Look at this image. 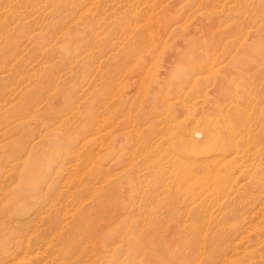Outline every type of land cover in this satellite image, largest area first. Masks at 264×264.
I'll list each match as a JSON object with an SVG mask.
<instances>
[{"label": "rangeland", "instance_id": "rangeland-1", "mask_svg": "<svg viewBox=\"0 0 264 264\" xmlns=\"http://www.w3.org/2000/svg\"><path fill=\"white\" fill-rule=\"evenodd\" d=\"M0 264H264V0H0Z\"/></svg>", "mask_w": 264, "mask_h": 264}, {"label": "bare ground", "instance_id": "bare-ground-1", "mask_svg": "<svg viewBox=\"0 0 264 264\" xmlns=\"http://www.w3.org/2000/svg\"><path fill=\"white\" fill-rule=\"evenodd\" d=\"M228 86H229V85H228ZM228 94H229V93H228ZM221 96H222V95H221ZM215 106H217V105H215ZM215 108H216V107H215ZM211 110H212V109H211ZM215 110H216V109H215ZM218 111H219V110H218ZM220 111H221V110H220ZM223 111H224V110H223ZM213 113H214V112H213ZM220 113H221V112H220ZM217 115H218V114H217ZM226 115H227V114H226ZM224 119H225V118H224ZM220 121H221V120H220ZM184 123H185V122H184ZM247 124H248V123H247ZM33 127H34V126H33ZM185 127H186V126H185ZM241 127H242V126H241ZM184 130H185V129H184ZM238 130H239V129H238ZM246 130H247V129H246ZM189 131H190V130H189ZM223 133H224V132H223ZM238 133H241V134L243 135L242 132H238ZM245 133H246V132H245ZM201 134H202V133H201ZM203 134H204V133H203ZM205 134H207V137H208V135H209L210 133H207V132H206ZM218 134H219V133H218ZM225 134H226V133H225ZM225 134H224V136H225ZM234 134H235V133H234ZM236 134H237V133H236ZM241 134H239V135H241ZM196 135L199 136V135H200V132H199V131H198V132L196 131V132L194 133V136H196ZM239 135H238V136H239ZM242 135H241V136H242ZM247 135H248V133H247ZM205 136H206V135H205ZM210 136H211V135H210ZM215 136H216V135H215ZM221 136H222V134H221ZM245 136H246V135H245ZM192 137H193V136H192ZM207 137H205L204 139H206L207 141H209V139H208ZM211 137H212V136H211ZM227 137H228V136H227ZM229 137H230V136H229ZM231 137H232V136H231ZM231 137H230V139H231ZM239 137H240V136H239ZM220 138H221V137H220ZM222 138H223V137H222ZM234 138H235V137H234ZM241 138H242V137H241ZM245 138H246V137H245ZM190 139H191V138H190ZM204 139H203V140H204ZM218 139H219V138H218ZM218 139H217V140H218ZM228 139H229V138H228ZM246 139H247V138H246ZM248 139H249V137H248ZM194 140L196 141V138H195V137H194ZM197 140H198V139H197ZM222 140H223V139H222ZM224 140H225V139H224ZM234 140H235V139H234ZM244 140H245V139H244ZM201 141H202V140H201ZM207 141H206V143H205V140L203 141L204 144H206L205 146L203 145V142H201L202 145H203V147L205 148V147L208 146L207 148H211V147L213 146V144H212V143H213L212 140H211V142L209 141V142H210V146L208 145V142H207ZM215 141H216V140H215ZM226 141H227V138H226ZM226 141H225V142H226ZM235 141H236V140H235ZM237 141H238V140H237ZM237 141H236V142H237ZM198 142H199V140H198ZM216 142H217V141H216ZM216 142H215V143H216ZM232 142H234V141H232ZM232 142H231V143H232ZM244 142H245V141H244ZM188 143H189V142H188ZM220 143H221V142H220ZM220 143H218V144H220ZM227 143H228V142H227ZM245 143H246V142H245ZM199 144H200V143H199ZM211 144H212V146H211ZM200 145H201V144H200ZM226 145H227V144H226ZM235 145H237V143H236V144L233 143V146H234V147H235ZM224 146H225V145H224ZM230 146H231V145H230ZM246 146H247V145H246ZM198 147H200L199 149H204V148H202L201 146H198ZM198 147H197V148H198ZM226 147H227V146H226ZM226 147H225V148H226ZM234 147H231V148L235 150ZM212 148H214V146H213ZM231 148H229V149H231ZM205 149H206V148H205ZM218 149H219V150H217V152H215L216 155H218V156H220V155H224V154H226V153L229 152V151H227V149H224V148H222V147H220V148H218ZM194 150H195V148H194ZM194 150H191V149H190L191 152L193 151V152H192V155H196L195 153H197V151H199V150H197V149H196L197 151H194ZM207 150H208V149H207ZM207 150H206V151H207ZM209 150H210V149H209ZM209 150H208V152H209ZM243 150H244V149H243ZM201 151H202V152H201ZM206 151H205V153H207ZM212 151H214V150H212ZM212 151H211V152H212ZM248 151H249V150H248ZM200 152H201V153H200ZM203 152H204V150H200L198 153H200L201 156L198 155V154H197V155L200 156V158H202L203 154H205V153H203ZM232 152H233V151H232ZM254 152H255V151H254ZM189 154H190V153H188V155H189ZM208 154H209V153H208ZM234 154H235V152H234ZM234 154H233V155H234ZM254 154H255V153H254ZM190 155H191V154H190ZM236 156H237V155H236ZM249 156H250V155H249ZM184 157H186V156H184ZM189 157L193 158L192 156H189ZM186 158H187V157H186ZM195 159H196V158H195ZM236 159H237V158H236ZM198 160H199V159H198ZM216 162H217V161H213V164L216 163ZM182 165H183V163H182ZM227 186H228V185H227ZM218 188H219V187H218ZM218 188H217V189H218ZM223 188H225V187H222V188H220V189H218V190H222ZM212 189H213V188H212ZM212 189H211V191H212ZM214 189H215V188H214ZM214 189H213V190H214ZM218 190H217V191H218ZM209 191H210V190H209ZM211 191H210V193H211ZM230 191H231V190H230ZM220 193H222V192L220 191ZM216 195H217V194H216Z\"/></svg>", "mask_w": 264, "mask_h": 264}]
</instances>
